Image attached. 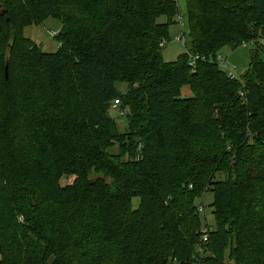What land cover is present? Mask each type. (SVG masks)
I'll return each mask as SVG.
<instances>
[{"label":"trees","instance_id":"1","mask_svg":"<svg viewBox=\"0 0 264 264\" xmlns=\"http://www.w3.org/2000/svg\"><path fill=\"white\" fill-rule=\"evenodd\" d=\"M156 1L0 0L1 264H264V0H186L173 61L154 39ZM48 17L61 21L53 52L23 35ZM249 40L230 76L219 51ZM209 171L224 178L210 181L203 242L193 198Z\"/></svg>","mask_w":264,"mask_h":264},{"label":"rangeland","instance_id":"2","mask_svg":"<svg viewBox=\"0 0 264 264\" xmlns=\"http://www.w3.org/2000/svg\"><path fill=\"white\" fill-rule=\"evenodd\" d=\"M176 1V2H175ZM166 3L175 4V13L169 16L172 11L173 6L163 5L162 0H157L153 9L151 11V19L154 25H157L160 32L157 35V38H154L157 42V47L162 54V58L165 61H173L176 57L185 51L184 44L189 40V22L187 15V2L186 0H168ZM158 23V24H156ZM161 24V25H159ZM166 25V28L164 25ZM61 28V21L57 18L48 17L44 19L42 22L33 24L30 23L28 26L24 27L23 35L30 39V44L35 43L38 48L45 52H53L57 49L58 42L51 35L57 33ZM182 35L184 39H182ZM181 38V39H179ZM240 47L236 49H232L229 46H224L220 51L219 55L223 60L227 61V67L232 70L234 77L240 78L241 75L245 72L248 67L249 62V54L253 45H247L245 47ZM218 55V56H219ZM225 69V68H224ZM229 72L228 70H226ZM117 90L121 93H125L128 90L127 82H120L117 84ZM192 92L190 91L188 86H183L181 88V96H191ZM114 103V101H113ZM108 113L115 118L116 123L120 131H124L126 127V118L122 116L121 105L120 102L116 105L111 104V108ZM195 121L197 120L199 124H202V121L207 116L204 113V109L201 104H198L195 110ZM201 127V126H200ZM198 126V130L201 129ZM197 130V127H196ZM203 135V134H201ZM107 152L111 155H117L119 152L118 144H110L107 148ZM67 159H69L67 157ZM74 168L75 164H72V161L69 160L67 163L61 162L62 175L60 177L61 185H66L72 182L74 179ZM224 178L222 173L209 171L204 178V189L202 191V195L199 198H193L197 206L201 205L202 208L196 209L199 213V220L201 229L206 228L203 226L205 223L209 226L208 232L210 228H214L216 226L215 215L213 214L214 206L212 205L214 201V193L217 189L216 182L221 181ZM216 181L212 184L210 181ZM210 183V184H208ZM137 202V199L134 200ZM206 228V230H207ZM200 229V231H201ZM1 258V254H0ZM171 263V259L169 260ZM1 264V263H0Z\"/></svg>","mask_w":264,"mask_h":264},{"label":"built area","instance_id":"3","mask_svg":"<svg viewBox=\"0 0 264 264\" xmlns=\"http://www.w3.org/2000/svg\"><path fill=\"white\" fill-rule=\"evenodd\" d=\"M179 39H181V38H179ZM182 39H184V36H183V35H182ZM255 43H256L255 40H249V41H247V42H244L242 45H248V44H249V45H254ZM258 44H260V45L263 47V49H264V38L259 39ZM218 58H219L220 65H221L223 68H225L226 70L229 71V72H227V73H228L230 76H234L232 70H230V69L227 67V61H226V60H223V59L220 57V55L218 56ZM118 103H119V101H118L117 99H114V105H116V104H118ZM198 208H202V206H201V205H198ZM203 226H206V228L209 227L206 223H205ZM206 228L201 229V237H202V241H203V242H206V241L208 240V237H209L208 228H207V230H206ZM192 264H201V263H199L198 261H195V262H193Z\"/></svg>","mask_w":264,"mask_h":264}]
</instances>
